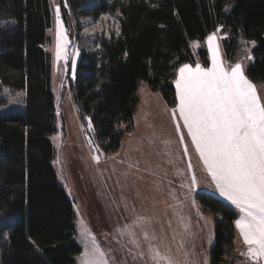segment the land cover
Here are the masks:
<instances>
[{"label": "trees", "instance_id": "obj_1", "mask_svg": "<svg viewBox=\"0 0 264 264\" xmlns=\"http://www.w3.org/2000/svg\"><path fill=\"white\" fill-rule=\"evenodd\" d=\"M66 1L71 41L80 17L115 20L114 28L77 39L68 85L105 153L133 129L141 82L174 105L177 68L208 64L206 47L194 53L191 40L202 42L218 26L225 58L233 60L240 41L248 42L245 75L264 82V0ZM50 24L49 0H0V264H74L81 251L73 202L53 165L57 119L44 47ZM195 198L213 219L209 264H232L238 210L207 192Z\"/></svg>", "mask_w": 264, "mask_h": 264}, {"label": "rangeland", "instance_id": "obj_2", "mask_svg": "<svg viewBox=\"0 0 264 264\" xmlns=\"http://www.w3.org/2000/svg\"><path fill=\"white\" fill-rule=\"evenodd\" d=\"M49 5L51 24L47 29L48 38L44 47L50 55L51 86L57 119V131L52 135L55 145L53 165L76 212L75 236L81 251L74 264H81L78 257L84 253L85 243L91 246L90 237L82 235V228L88 229L95 236L110 264H154L149 244L158 248L161 254L170 255L177 260L180 251L168 243L170 229L155 227V215L159 219H163L162 215H165L163 205L167 206L170 212V220L174 218L180 221L186 220L185 209L190 207L193 210L190 214L194 218L207 221L206 239L207 242H211L212 236L214 239L212 216L200 209L194 196L178 202L179 191L183 193L177 186L178 181L182 187L186 186L180 177L184 165L183 156L185 157L183 145L179 143V134L175 131L171 117V109L176 103L168 105L159 92L151 90L145 82H141L138 90L139 100L133 113V129L123 134L116 151L105 153L90 132L89 120L81 117L68 85L73 76L72 62L73 60L76 62L79 56L80 43L77 39L81 40L80 35L91 37L102 31L106 32L108 28L115 27V20L105 13H99L96 17L90 15L80 17L79 31L75 28L76 35H73L76 41H71L69 38L71 29L68 30L63 21V13L69 9V4L66 0H49ZM57 8L60 23L67 35L64 50L67 58L61 57L59 60L55 55ZM214 33L221 34V31L216 30ZM222 36L216 41L220 44L222 62L225 66L239 62L245 71L247 56L250 55V44L240 41L233 60H227L221 43ZM190 44L194 53L198 45L206 47L208 64L196 63H200L202 67H210L211 57L207 39L202 42L191 40ZM186 63L190 64L184 62L180 67ZM253 84L258 93L264 96V82ZM141 110L146 111L145 118L140 114ZM146 124L153 125L147 128ZM131 139L137 141L129 144L128 141ZM187 143L191 145L190 140ZM94 156L99 158L98 162L93 159ZM151 157L155 159L152 161ZM166 192H173V196ZM180 203L184 205L181 206ZM194 209H199L201 215L197 212L195 216ZM145 235L148 239H145ZM153 236L156 239H152ZM190 246L192 247V244ZM234 249L239 251L247 264H252L243 257L246 254L242 253L246 251L242 245L239 248L236 245Z\"/></svg>", "mask_w": 264, "mask_h": 264}, {"label": "snow or ice", "instance_id": "obj_3", "mask_svg": "<svg viewBox=\"0 0 264 264\" xmlns=\"http://www.w3.org/2000/svg\"><path fill=\"white\" fill-rule=\"evenodd\" d=\"M56 12L55 55L59 60L67 58L64 51L67 35L60 23L59 8ZM217 39L215 33L207 37L210 67H202L200 63L193 67L186 63L177 70L176 105L171 109V117L179 143L183 145V154L189 155L187 137L219 195L239 210L235 226L247 246L246 253L242 254L260 264L264 261V96L245 75L241 63L225 66ZM251 43L255 45V41ZM247 59L251 60V55ZM75 68L73 60V76ZM93 159L98 162L99 158L94 156ZM188 168L192 169L190 160ZM191 183L193 186L197 183L194 172ZM184 228L187 231L188 225ZM82 235L90 237L91 246L85 243L84 253L78 257L81 264H110L95 236L86 228H82ZM183 246L181 242L180 248ZM149 250L154 264H181L172 256L161 254L151 244ZM184 255L182 264H193L187 258L188 253Z\"/></svg>", "mask_w": 264, "mask_h": 264}, {"label": "crops", "instance_id": "obj_4", "mask_svg": "<svg viewBox=\"0 0 264 264\" xmlns=\"http://www.w3.org/2000/svg\"><path fill=\"white\" fill-rule=\"evenodd\" d=\"M217 31L220 30V27L216 29ZM214 33V32H213ZM212 32L209 33L208 35L213 34ZM208 35L205 37V40L207 39ZM219 38L222 36L219 33H216ZM218 45L220 47V44L218 42ZM224 63V62H223ZM192 65V64H191ZM195 66V65H192ZM180 67V66H179ZM179 69V68H178ZM139 94V93H138ZM139 100V96H138ZM137 107V105H136ZM141 115L146 117V111L141 110L140 111ZM153 124H146L145 127H150ZM133 141H137V139H131L129 140V144H131ZM189 140L186 137V142ZM152 161L155 159L153 157ZM189 160L191 161L192 164V169L189 170L188 168V163ZM183 162L184 165L181 168L182 174L180 175L182 182L185 184L186 187H182L180 181H178L177 185L181 190H183V193H180L177 195L180 197V200L178 202H182L183 200H187L186 198L188 197H193L195 198V194L197 192H207L210 193L214 196H217L221 198L222 200L228 202L231 204V202L225 200L223 197L219 195V192L215 189V185L211 182L210 177L207 175V173L203 169L202 162L198 158V154L195 152L194 148L189 145V155L188 156H183ZM193 172L195 173L197 183L196 185H192L191 183V177ZM166 194H170L173 196V192H166ZM193 202V201H192ZM181 206L184 205V203H180ZM232 205V204H231ZM235 207L234 205H232ZM195 210V216H197V212L199 213V209H194ZM238 210V209H237ZM190 211L192 212L193 210L190 209V207H187L185 209L186 212V220L185 221H180L179 219L175 220L172 218V220L169 219L170 212L167 209V206L163 205V213L166 215H162L163 219H159L158 216L155 215V227H165L166 229H170V236L168 237V243L171 245L172 248L175 250L180 251V255L177 258L178 261L182 262L185 260V253H188V259L193 262V264H209L208 260V253L207 250L209 246L213 243V236L211 242H207L206 239V224L207 221H203L202 219L194 218L192 214H190ZM199 215H201L199 213ZM239 210H238V216L236 219L239 218ZM203 216V215H202ZM188 225V230L185 231L184 225ZM213 225V223H212ZM175 237V239H173ZM167 239V238H166ZM183 242V248H180V244ZM192 244V247L190 246ZM237 245V247H242L244 248L245 251H247V246L243 243V238L239 235V230L237 229V234L235 237V243L234 247ZM232 248V252L234 253V260L232 264H247L245 260L241 257L239 251L237 249ZM241 252V251H240ZM242 253V252H241ZM244 255V254H243ZM247 260L250 261L252 264H256V262L253 261L251 257H247L246 255L243 256ZM237 259V260H236ZM236 260V261H235ZM260 264H264V261H260Z\"/></svg>", "mask_w": 264, "mask_h": 264}]
</instances>
